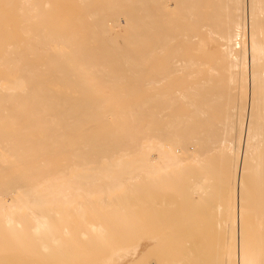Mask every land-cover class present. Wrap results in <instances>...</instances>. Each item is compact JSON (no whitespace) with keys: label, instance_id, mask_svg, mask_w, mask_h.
Returning <instances> with one entry per match:
<instances>
[{"label":"bare ground","instance_id":"obj_1","mask_svg":"<svg viewBox=\"0 0 264 264\" xmlns=\"http://www.w3.org/2000/svg\"><path fill=\"white\" fill-rule=\"evenodd\" d=\"M116 1L104 3L109 20L102 47L105 57L122 58L126 67L116 63L133 69V77L115 63L110 67L119 73L108 76V66L94 63V49L88 64L98 67L70 65L76 55L69 36L41 29L30 35L31 25L49 14L48 1L0 0V40L18 39L2 26L15 14L19 29L36 42L26 47L38 49L33 65L22 68L18 46L0 45L6 111L0 119H8L11 131L22 126L31 133L21 140V159L34 152L46 160L35 171L25 169L10 194L0 182V245L10 239L15 249L19 240L23 248L4 264H121L128 254L133 264H264V0H137L138 16L125 21L144 25V34L112 36L110 21L123 14ZM100 71L105 82L134 78L136 88L144 85L134 114L113 117L136 123L119 124L122 139L74 140L67 147L64 128L77 124L60 122L45 98L33 96L84 82L95 88L91 81ZM37 74L54 82L36 84ZM65 151L52 170L50 158ZM18 158L16 146L0 148L4 163Z\"/></svg>","mask_w":264,"mask_h":264},{"label":"rangeland","instance_id":"obj_2","mask_svg":"<svg viewBox=\"0 0 264 264\" xmlns=\"http://www.w3.org/2000/svg\"><path fill=\"white\" fill-rule=\"evenodd\" d=\"M50 5L49 8H44L46 12L49 14L42 17L40 21H43L42 23L31 25L32 31L30 32V35H36L38 34V30L41 29L43 31H48L50 33H56V34H62L66 35L72 38L71 44H74L75 47H71L72 54L76 55L74 58H71L70 65H73L74 63L76 66L82 63L88 64V54L90 49H94L95 53V64L101 63L100 65L108 66V76L115 73H119L120 71H124L125 68H122L125 64H123V60H118L116 56H113L110 52L108 57L107 52H104L106 48L102 47L103 44L106 43V41L103 39L104 34V21L109 20V10L107 7L104 6V3H107L108 0H44V2H47ZM113 1V0H109ZM116 1V0H115ZM117 2V1H116ZM137 0H128V2L120 3L117 2L115 6V11L120 14H124L123 16L120 15V20H111L112 23V29H111V35L118 36V35H128L129 34H144L145 26L144 25H138L137 27H134V25H129L128 22H126V16L133 17L138 16L136 14V11L133 10V6L136 4ZM91 3L94 7L93 8H85V4ZM13 10L14 7L12 8ZM101 12V13H100ZM122 17V18H121ZM141 18L144 19V15H141ZM18 19V15L11 14L6 17V23H4L2 26L6 27V34H13L16 35V38L13 41L11 40H0L1 44H7V43H13L17 45L18 49L22 51V60L20 61L19 65L20 67H29L33 64L30 62L33 60L32 54L36 53L38 50L37 47L28 48L27 45H36V42L32 40L31 38H26L27 35L23 32L22 29H19V23L16 20ZM14 20V21H13ZM19 20V19H18ZM98 24H97V23ZM103 23V24H101ZM101 24V25H100ZM24 27V26H23ZM107 27V26H106ZM114 28V29H113ZM118 34V35H117ZM75 37L76 39H73ZM79 39V40H77ZM142 45L146 44L145 40H142ZM2 46H0L1 48ZM136 46L132 48V53L136 52ZM39 49L42 50V46L39 45ZM141 49H145V47H141ZM27 50L29 51V55L27 54ZM125 59V58H124ZM120 61L123 66L121 67L122 70L119 68L121 65L118 64ZM77 61V62H76ZM86 61V62H85ZM125 61V60H124ZM129 61V60H128ZM26 62V63H25ZM81 62V63H79ZM130 62V61H129ZM30 65H29V64ZM115 63L116 67H118L119 72L117 71V68L113 69L111 67L112 64ZM128 63V62H127ZM126 63V64H127ZM85 65V70H88L89 68L92 69V67H98L94 65ZM132 65V64H131ZM130 65V66H131ZM111 66V67H110ZM126 67V66H124ZM140 67L145 68L146 67V56L143 53L141 58ZM128 68V67H127ZM140 68V69H142ZM110 69L112 71H110ZM130 69V67H129ZM2 71V70H1ZM2 75H7V72L2 71ZM110 73V74H109ZM121 73V72H120ZM107 74V73H106ZM126 75H131L133 77L134 71L133 69L121 73ZM144 74V73H143ZM100 74H97L95 78L91 81V84H95V88L87 87L85 82L83 86H79L76 89H73L72 87L68 88H54L50 89L49 92L52 93V95H42V94H36L33 96V100H38L40 98H45V104L46 107H49V110L47 112L50 113H56V115L60 118H64L63 120H60L62 123H68V124H77L76 126H70L65 127L64 131H66L68 134L66 135L65 141L68 140V142L65 144L67 147L71 145V141H77L78 143H75L76 145L83 144L88 145L89 143H85V141L88 140H94V145H103L104 143H108L107 141L111 140H119L123 137L117 136V133H120L123 131L124 127L120 126L119 124H126V123H136V121H121L119 118H113L118 115L121 116V114L132 116L134 114L137 100L143 99L145 97V91L144 85H142L139 88H136V80L134 78H128L123 79V81L119 79H109L108 81H102L100 80L101 76ZM120 76V74H119ZM118 78V77H117ZM6 80V78H5ZM37 83L42 84H48L50 82H54L53 78L50 79L49 77H39V74H37V79L34 81ZM58 82V81H55ZM122 85H125L122 87ZM226 90V89H225ZM224 90V94L226 91L229 92V90ZM32 92H37L36 89L34 90H28ZM228 92L225 94L227 95ZM92 98V99H101V103L96 105H89L86 104V99ZM83 100V102H81ZM85 101V102H84ZM8 107V106H7ZM50 107H52V110H50ZM3 106L0 108V115H3L6 113L4 110V113L2 111ZM123 108H125V111L123 112ZM11 113L15 114L14 111H11ZM24 113H21L22 115ZM100 117L98 119H93V116ZM25 118H20V123ZM118 119V120H117ZM23 122H26L24 120ZM9 121L8 119H0V148L4 145L8 146H16L17 154L19 155V158L14 160H9L6 163L0 159V182L5 183V188H7V193L10 194V188H12V183L15 179H20L22 177V173L25 171V169H30L31 171H35L37 168V165L40 161L45 162L46 160L41 158L39 159L34 152L29 153V156H32L33 159L25 161V154L22 156V159L20 157L21 155V147L23 143H21V140L26 139V136L30 135L27 130H24L22 126L9 128ZM25 133V135L23 134ZM96 134V135H95ZM111 134V135H110ZM18 139L19 143L15 144L14 140ZM80 142V143H79ZM110 148V146H108ZM66 151L64 152V155H61L60 157L55 156L51 159L52 161V170H57L59 165L64 162V156H66ZM58 156V155H57ZM65 162L70 163L69 156L66 157ZM4 163V164H3ZM213 163V162H212ZM213 166V165H212ZM212 166L210 168H212ZM209 168V169H210ZM213 169V168H212ZM215 170V171H214ZM212 172H216V169H214ZM208 173L209 172L208 170ZM215 175V174H214ZM212 176V175H211ZM217 176H213L211 181V187L214 188L217 186V180L214 179ZM211 189V188H210ZM215 189V188H214ZM212 190V189H211ZM216 190V189H215ZM1 191V190H0ZM210 191V190H209ZM212 192H208V197H211L210 202L212 201V195L210 194ZM211 196H210V195ZM207 197V198H208ZM209 201V199H207ZM206 201V200H205ZM207 202V203H210ZM178 203V202H177ZM204 203V202H203ZM206 203V202H205ZM215 203L214 199L213 202ZM11 240L6 239L1 241L0 245V264L5 263V257L7 260L12 261L14 258H17L12 254V251L14 250L16 255H19L20 250L23 248H20V241L18 240L16 243V248L12 249ZM131 246L126 247L125 249H122V251H126L125 254L130 252ZM122 256V255H121ZM120 258V257H119ZM121 264H133V257L132 255L122 256L121 257ZM11 263V262H10ZM9 264V263H8ZM20 264V262H18ZM109 264V263H106ZM112 264V263H110Z\"/></svg>","mask_w":264,"mask_h":264}]
</instances>
